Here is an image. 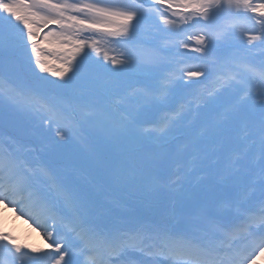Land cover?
<instances>
[{"label": "snow or ice", "instance_id": "6c2138e0", "mask_svg": "<svg viewBox=\"0 0 264 264\" xmlns=\"http://www.w3.org/2000/svg\"><path fill=\"white\" fill-rule=\"evenodd\" d=\"M255 47L264 0H0V203L48 242L0 264H257Z\"/></svg>", "mask_w": 264, "mask_h": 264}, {"label": "rangeland", "instance_id": "374dc122", "mask_svg": "<svg viewBox=\"0 0 264 264\" xmlns=\"http://www.w3.org/2000/svg\"><path fill=\"white\" fill-rule=\"evenodd\" d=\"M27 128L28 126L23 128V133L29 137L27 134ZM7 131L11 134H17L19 130L15 126H11ZM0 229L11 233L21 241H25L35 246L40 245L41 242L45 241L42 232L38 228L31 224L29 220L16 215L15 211L4 203H0ZM262 262V264H264V259Z\"/></svg>", "mask_w": 264, "mask_h": 264}, {"label": "trees", "instance_id": "16d2710c", "mask_svg": "<svg viewBox=\"0 0 264 264\" xmlns=\"http://www.w3.org/2000/svg\"><path fill=\"white\" fill-rule=\"evenodd\" d=\"M147 28H150V26H146ZM35 129V128H34ZM35 130H39V129H35ZM53 130H54V128H53ZM54 132V131H53ZM35 141H39V142H41L40 140H38V139H35Z\"/></svg>", "mask_w": 264, "mask_h": 264}]
</instances>
